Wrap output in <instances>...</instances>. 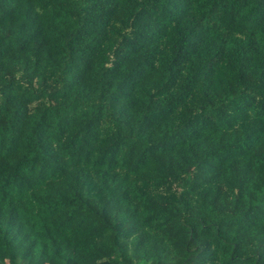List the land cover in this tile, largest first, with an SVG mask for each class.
<instances>
[{
    "label": "trees",
    "instance_id": "trees-1",
    "mask_svg": "<svg viewBox=\"0 0 264 264\" xmlns=\"http://www.w3.org/2000/svg\"><path fill=\"white\" fill-rule=\"evenodd\" d=\"M0 264H264V0H0Z\"/></svg>",
    "mask_w": 264,
    "mask_h": 264
},
{
    "label": "rangeland",
    "instance_id": "rangeland-1",
    "mask_svg": "<svg viewBox=\"0 0 264 264\" xmlns=\"http://www.w3.org/2000/svg\"><path fill=\"white\" fill-rule=\"evenodd\" d=\"M255 36L259 39V40H261V37H263V35L261 34V33H259V32H256L255 33ZM70 78H71V74H70V72L68 71V70H65L64 71V73L62 74V76H61V82H62V87H61V89H62V91L63 92H67V90H68V88H69V86H70V84H69V82H70ZM42 103H45V101H41ZM32 114H33V112L31 111L30 113H29V115L30 116H32ZM49 117V116H48Z\"/></svg>",
    "mask_w": 264,
    "mask_h": 264
}]
</instances>
